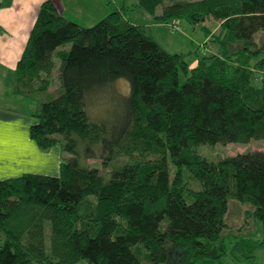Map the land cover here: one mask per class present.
Returning a JSON list of instances; mask_svg holds the SVG:
<instances>
[{
	"label": "trees",
	"instance_id": "16d2710c",
	"mask_svg": "<svg viewBox=\"0 0 264 264\" xmlns=\"http://www.w3.org/2000/svg\"><path fill=\"white\" fill-rule=\"evenodd\" d=\"M143 13L172 24L220 23L218 51L191 67L147 35ZM261 35L264 0H126L91 27L66 19L55 0L43 2L16 67L17 91H47L60 60L64 91L40 104L30 135L69 158L58 176L0 179V264L252 258L264 245V151L210 161L198 147L264 139ZM123 80L128 93L117 87ZM229 199L251 207L260 239L227 234Z\"/></svg>",
	"mask_w": 264,
	"mask_h": 264
},
{
	"label": "crops",
	"instance_id": "0c3cea01",
	"mask_svg": "<svg viewBox=\"0 0 264 264\" xmlns=\"http://www.w3.org/2000/svg\"><path fill=\"white\" fill-rule=\"evenodd\" d=\"M45 1L0 0V179L24 174L58 176L69 158L61 145L42 150L31 138L30 127L36 122L33 100L17 91L16 67ZM55 1L66 19L91 27L126 0Z\"/></svg>",
	"mask_w": 264,
	"mask_h": 264
},
{
	"label": "rangeland",
	"instance_id": "374dc122",
	"mask_svg": "<svg viewBox=\"0 0 264 264\" xmlns=\"http://www.w3.org/2000/svg\"><path fill=\"white\" fill-rule=\"evenodd\" d=\"M168 3L169 1H165V3L157 9L156 14L161 15L165 4ZM143 14L145 19L150 21V23L145 22L147 35L151 36L161 46V48H163L168 53L184 55L186 62L189 63L190 66L194 65L195 62L198 63V59L204 55H212L214 52L218 51V45L215 41H213V38H215V36L220 33V23L218 22L207 20L204 24H198L194 26L182 19L175 21V23L173 22L174 24H172L166 23L161 19H157L152 15L146 13ZM131 15H133V13H131ZM259 39L262 49L264 50V35H261ZM71 48L72 44H68L66 47L60 48L59 50L65 49L70 51ZM55 62L57 66L55 68L54 75L51 78L50 88L47 91L41 92L35 97L31 98L33 100L32 109L35 111L34 113H38L40 110V104L42 102L52 101L64 91L57 72L60 60L55 57ZM181 78L184 81V77L181 76ZM117 87L123 92H129L128 83L124 80L118 81ZM253 151H264V139H253L248 143H218L215 145H201L198 147L199 154L206 157L210 161H218L222 158ZM67 156L69 155L67 154ZM127 160L128 158L124 157L119 159L120 163H123ZM89 163L92 165H101V163H99L97 160H89ZM171 170L173 172L172 175H174L175 171L173 169V165H171ZM184 178L190 188H198V183L191 180L189 174L186 171H184ZM228 206L229 210L225 216L227 234H234L238 231L243 232L245 235L251 233L257 234L260 223H258L259 225L257 226L255 221L248 217V210L251 209L249 205L229 199ZM45 225V241L48 251L51 244V225L49 221H46ZM256 238L260 239L261 235L257 234ZM3 241L4 235L1 234L0 246L2 245ZM78 264H89V262L87 260H82ZM242 264H264V245L258 247L254 251L253 257L245 260Z\"/></svg>",
	"mask_w": 264,
	"mask_h": 264
}]
</instances>
